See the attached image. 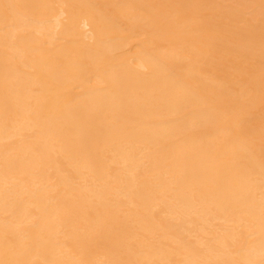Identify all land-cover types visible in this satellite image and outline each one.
<instances>
[{
    "label": "bare ground",
    "instance_id": "1",
    "mask_svg": "<svg viewBox=\"0 0 264 264\" xmlns=\"http://www.w3.org/2000/svg\"><path fill=\"white\" fill-rule=\"evenodd\" d=\"M0 264H264V0H0Z\"/></svg>",
    "mask_w": 264,
    "mask_h": 264
}]
</instances>
